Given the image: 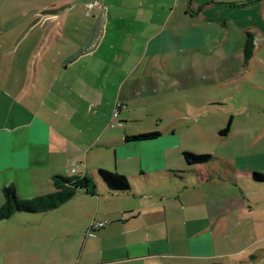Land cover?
Masks as SVG:
<instances>
[{"label": "crops", "instance_id": "0c3cea01", "mask_svg": "<svg viewBox=\"0 0 264 264\" xmlns=\"http://www.w3.org/2000/svg\"><path fill=\"white\" fill-rule=\"evenodd\" d=\"M124 1L0 0V208L5 187L14 185L18 196L29 200L53 192L56 176H92L95 194L82 191L71 198L79 197L90 207L81 208L85 217L78 222L88 226L97 218L109 221L102 231L86 233L82 252L88 259L113 264H264V183L252 177L264 173V119L237 123L231 116L217 131L222 140L233 133L248 137L239 154H215L209 163L191 166L183 156L191 150L183 148L171 123L156 130L160 135L155 139L126 141L131 135L114 138L110 107L95 109L90 100L85 107L66 108L55 100L64 89L62 74L71 67L74 78H81L78 72L84 68L92 83L112 79L106 66L124 56L147 67L175 65L179 52L210 45L214 18L219 22L217 37H222L218 60L228 56L245 61L251 35L253 55L245 61L249 65L264 55V0H189V5L184 0ZM121 5L129 12L113 10ZM220 7L234 14H219ZM90 15L94 21L85 32L72 27V19ZM113 18L119 19L116 27ZM126 18L131 19L130 41L123 47L126 43L116 44L112 32L121 31ZM156 18H164V26L160 22L156 28ZM89 88V96L99 92L96 84ZM95 121L99 129L92 132ZM111 148L116 149L114 159L108 155ZM114 167L129 179V190L111 191L99 178V168ZM85 229L70 227L62 234L83 236ZM6 238L0 235V251L3 246L17 251L16 241ZM102 239L89 253L88 244Z\"/></svg>", "mask_w": 264, "mask_h": 264}, {"label": "rangeland", "instance_id": "374dc122", "mask_svg": "<svg viewBox=\"0 0 264 264\" xmlns=\"http://www.w3.org/2000/svg\"><path fill=\"white\" fill-rule=\"evenodd\" d=\"M184 1L189 5V0ZM119 3L126 4V1L119 0ZM181 7L182 2L178 12L182 11ZM117 9L120 12H129L125 5L115 7L113 10ZM221 10L226 14L230 12L234 14L233 11L222 7L217 11ZM214 14L218 15L216 12ZM113 20V26L116 27L119 19L113 18ZM130 20L125 19L121 24V31L112 32V39L116 44H123L122 41L126 43L123 47L129 45L130 35L127 30L131 27ZM187 20L190 21L188 18ZM93 21L90 15L87 18L72 19L71 23L72 27H80L83 33ZM156 21H158L156 28L159 27L160 22L164 24V18H156ZM197 21L199 20H194ZM209 25L215 31L214 35L209 33L210 45L188 53L179 52L175 65L172 66L161 65L159 62L154 68L147 67L143 64L138 65L132 56H124L123 61H112L106 66V69L113 73L112 79L104 77L92 83L85 77L84 68L78 72L81 78H74V67H71L70 71L62 74L65 79L62 83L64 89L61 88L60 93L55 96L57 105L66 108L70 105L85 107L90 100H93L92 105L95 109L97 105H100L103 111L110 107L109 125L113 124L111 129L114 138L119 134L125 136L155 132L171 123L180 134L185 149L197 154L213 156L239 154L243 145L248 142V137L233 133L231 137L222 140L219 138L217 128L219 125L227 124L231 116L235 117L237 123L264 119V110L259 109V107L264 109V55H259L249 65L244 60L232 61L228 56L223 61H219L216 55L220 52L218 45L222 39L221 36L217 37L219 22L214 18ZM214 37L216 38L213 41ZM139 43L141 44L140 41ZM118 50L116 48V52ZM191 53L192 56H189ZM122 58L123 56L120 59ZM125 58H128V63ZM36 69L37 67H32L33 74H36ZM238 69L241 71L230 75ZM126 70L130 71L129 76L124 74ZM142 73L143 77L138 81V75ZM152 75L156 76L155 81ZM94 84L99 92L89 96L85 90L90 89L89 86ZM116 110L119 114L114 118ZM123 121L126 123L122 124ZM94 124L92 132L99 129V122L95 121ZM109 154L114 159L116 149L111 148ZM115 169L114 167L108 170ZM101 198L102 204L107 201L105 196L99 194L98 199ZM68 203V206L44 213H16L7 221L1 222L0 235L6 236L7 241H16L18 248L14 251L3 246L0 251V264H89V262L113 264L100 263L99 258L88 259L87 252H82L91 226L105 223V226L97 229L100 232L108 226L109 221L97 218L87 226L83 220L78 222V218L85 217L81 208L90 207L86 206L84 200L79 197L69 200ZM76 204L81 205L74 210ZM70 227L81 230L86 227V229L83 236L65 237L62 230ZM102 242L103 239L100 242L95 240L90 242L88 252L90 253L92 247L99 248ZM81 253L84 254L83 257Z\"/></svg>", "mask_w": 264, "mask_h": 264}, {"label": "trees", "instance_id": "16d2710c", "mask_svg": "<svg viewBox=\"0 0 264 264\" xmlns=\"http://www.w3.org/2000/svg\"><path fill=\"white\" fill-rule=\"evenodd\" d=\"M253 44L251 35H248L244 49L246 62L253 55ZM229 126L230 124L223 131H221V133L225 134L228 132ZM159 135L160 132L158 131L131 135L126 137V141L152 140L157 138ZM183 156L187 164L191 166L207 164L213 159V155L197 154L192 151H184ZM97 174L111 191H127L131 187L129 179L117 171L99 168ZM252 177L256 182L264 183V173L254 172ZM53 186L55 189L53 192L47 194L46 196H40L29 200L21 199L18 196L14 185L5 187L3 189L5 203L0 208V221L10 218L18 212L41 213L53 210L60 204L71 199L78 192L83 191L89 194H95L97 188L96 181L92 176L80 175H76L74 177L56 176L53 181Z\"/></svg>", "mask_w": 264, "mask_h": 264}, {"label": "built area", "instance_id": "2783aa9c", "mask_svg": "<svg viewBox=\"0 0 264 264\" xmlns=\"http://www.w3.org/2000/svg\"><path fill=\"white\" fill-rule=\"evenodd\" d=\"M93 5H89V9L92 7ZM118 114H119V112H118V110H116L115 111V113H114V118H116L117 116H118ZM103 226H105V223H97V224H93L92 226H91V230H97V229H100V228H102Z\"/></svg>", "mask_w": 264, "mask_h": 264}]
</instances>
